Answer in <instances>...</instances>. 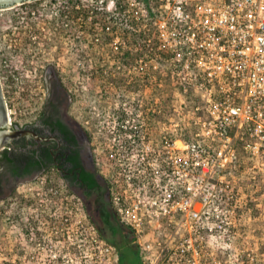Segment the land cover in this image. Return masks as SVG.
<instances>
[{
    "label": "built area",
    "instance_id": "built-area-1",
    "mask_svg": "<svg viewBox=\"0 0 264 264\" xmlns=\"http://www.w3.org/2000/svg\"><path fill=\"white\" fill-rule=\"evenodd\" d=\"M125 1L124 27L104 28L113 46L131 36L133 51L145 52L144 80L161 83L165 68L174 95L197 103L186 137L176 121L162 124L159 106L119 123L123 136L100 168L109 203L140 264H196L230 223L242 164H264V0ZM88 242L82 264H119L114 246L99 236Z\"/></svg>",
    "mask_w": 264,
    "mask_h": 264
},
{
    "label": "flooded vegetation",
    "instance_id": "flooded-vegetation-1",
    "mask_svg": "<svg viewBox=\"0 0 264 264\" xmlns=\"http://www.w3.org/2000/svg\"><path fill=\"white\" fill-rule=\"evenodd\" d=\"M40 1L26 0L0 8L14 9L6 16L10 25L0 27V33L7 32L0 34V84L6 111L5 120L0 122V135L6 137L0 147V198H7L24 182L41 179L47 190L80 200L97 231L109 235L114 214L108 182L95 156L88 123L82 121L80 90L75 95L71 90L72 69L63 67L104 66L99 50H110L109 78H127L123 97L129 105L124 110L133 122L145 111V52L141 47L139 54L133 52L136 43L130 44L131 36L125 47H114L113 38L106 42L104 27L103 34L88 27L90 17L86 14L90 11L84 10L83 0H47V5ZM97 1L103 8L105 0ZM111 1L118 12L107 20L115 26L117 16L126 17L127 3ZM122 49L128 55L135 54L138 67L134 70L139 68V76L127 77L131 60L115 58L114 51ZM42 255L52 257L50 250ZM64 256V251L53 255Z\"/></svg>",
    "mask_w": 264,
    "mask_h": 264
},
{
    "label": "rangeland",
    "instance_id": "rangeland-1",
    "mask_svg": "<svg viewBox=\"0 0 264 264\" xmlns=\"http://www.w3.org/2000/svg\"><path fill=\"white\" fill-rule=\"evenodd\" d=\"M110 1L105 0L104 7L100 8L101 4L97 0H83L86 6L84 10L91 12L86 14L90 17L87 26H95L97 33L103 34V27L113 25L108 23L107 18L111 13L118 12V9H107V6H112ZM40 2L49 4L47 0ZM58 5L60 6L59 2ZM117 6L118 4L116 8ZM137 8V4L131 6L133 11ZM13 10H0L1 28L10 25L6 16ZM120 17L115 19L118 23L115 28L124 27L126 18ZM6 33L5 31L0 34L5 36ZM103 35L106 42L111 37L105 30ZM7 37L4 41L8 40ZM114 52L115 58L118 57L120 62L124 59L127 61L126 58L131 60V72L127 77L139 76V68L134 70V67H138L134 62L135 54L128 55L125 50ZM99 54V60H104L102 62L106 65H84L80 69L75 66L63 68L72 69L71 90L74 95L80 90L82 121L84 124L88 123L86 126L89 127L93 147L96 149L95 156L102 161L108 157L109 150L118 147L117 141L123 134L117 128L122 120L128 118L124 108L129 104L123 97L127 78L111 80L109 71L112 64L109 62L113 57L110 50L100 49ZM87 58L91 59L90 56ZM163 70L166 76L161 83L144 81L145 107L159 106L161 113L158 119L162 124L176 121L181 128L176 132L177 135L186 137L189 132L186 124L190 122L188 116L192 115L187 110L197 101L192 97L174 95L169 73L167 69ZM180 106L184 113H173V108ZM99 164L104 169L107 167L105 160ZM252 166L250 162H244L237 176L233 178L238 200L233 212L228 214L230 223L221 228L219 238L210 239L204 244L203 257L196 264H264V164L256 162L255 168ZM81 203L75 196L47 190L41 179L24 182L16 191L7 195V198H0V264H47L48 261L49 264H82L83 256L91 251L89 237L101 235L89 220ZM44 243L47 247H43ZM105 243L109 244L107 241ZM48 250L52 256L49 259L42 255ZM61 251L65 252L66 257H53Z\"/></svg>",
    "mask_w": 264,
    "mask_h": 264
},
{
    "label": "trees",
    "instance_id": "trees-1",
    "mask_svg": "<svg viewBox=\"0 0 264 264\" xmlns=\"http://www.w3.org/2000/svg\"><path fill=\"white\" fill-rule=\"evenodd\" d=\"M149 36L150 34L147 35V37ZM140 39V44H142L143 36L141 34L139 36V40ZM142 51L143 50L138 51V54ZM117 130H119V127L117 128ZM113 217L114 222H110V225H108V227L110 228V234L105 236L100 232L101 238L117 249L119 254V264H140V261L136 256L135 247L131 243L132 236L130 231L118 221L115 215H113Z\"/></svg>",
    "mask_w": 264,
    "mask_h": 264
},
{
    "label": "water",
    "instance_id": "water-1",
    "mask_svg": "<svg viewBox=\"0 0 264 264\" xmlns=\"http://www.w3.org/2000/svg\"><path fill=\"white\" fill-rule=\"evenodd\" d=\"M22 1H26V0H0V8H4L6 6L17 4V3H20ZM5 113H6V111H5L3 93H2V88H1V84H0V122H2V123L5 120ZM5 139H6L5 135H0V147L2 146L1 143L4 142Z\"/></svg>",
    "mask_w": 264,
    "mask_h": 264
}]
</instances>
